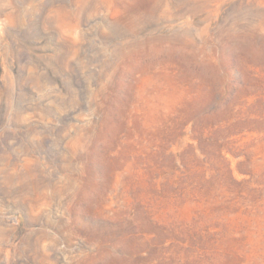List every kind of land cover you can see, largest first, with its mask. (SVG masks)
<instances>
[{"label": "rangeland", "instance_id": "1", "mask_svg": "<svg viewBox=\"0 0 264 264\" xmlns=\"http://www.w3.org/2000/svg\"><path fill=\"white\" fill-rule=\"evenodd\" d=\"M0 264H264V0H0Z\"/></svg>", "mask_w": 264, "mask_h": 264}, {"label": "trees", "instance_id": "2", "mask_svg": "<svg viewBox=\"0 0 264 264\" xmlns=\"http://www.w3.org/2000/svg\"><path fill=\"white\" fill-rule=\"evenodd\" d=\"M194 127H202V123H199V124H198V123L195 122V123H194Z\"/></svg>", "mask_w": 264, "mask_h": 264}]
</instances>
